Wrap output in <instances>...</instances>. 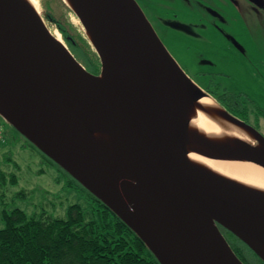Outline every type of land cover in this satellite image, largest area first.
Wrapping results in <instances>:
<instances>
[{
    "label": "water",
    "instance_id": "water-1",
    "mask_svg": "<svg viewBox=\"0 0 264 264\" xmlns=\"http://www.w3.org/2000/svg\"><path fill=\"white\" fill-rule=\"evenodd\" d=\"M71 1L62 0L88 30L99 73L52 38L26 2L0 0V117L121 219L159 264H244L220 228L264 264V193L187 157L188 108L211 97L135 0ZM215 103L255 144L191 141L216 160L264 166L263 135Z\"/></svg>",
    "mask_w": 264,
    "mask_h": 264
},
{
    "label": "rangeland",
    "instance_id": "rangeland-1",
    "mask_svg": "<svg viewBox=\"0 0 264 264\" xmlns=\"http://www.w3.org/2000/svg\"><path fill=\"white\" fill-rule=\"evenodd\" d=\"M135 1L185 74L201 88L205 78L198 72L208 76L211 95L221 101L228 102L222 94L241 95L247 101L246 120L264 135V0L260 5L237 0L235 8L219 0ZM37 2L47 29L60 35L45 20L41 0ZM47 2L54 15L70 22L88 41L80 20L65 4ZM1 121L6 141L0 143V172L14 173L17 183L0 187V208H19L27 216L42 209L57 215L70 203H81L77 193L62 188L66 177L45 166L0 117Z\"/></svg>",
    "mask_w": 264,
    "mask_h": 264
},
{
    "label": "trees",
    "instance_id": "trees-1",
    "mask_svg": "<svg viewBox=\"0 0 264 264\" xmlns=\"http://www.w3.org/2000/svg\"><path fill=\"white\" fill-rule=\"evenodd\" d=\"M41 6L45 20L56 27L74 57L87 71L98 74L99 60L88 41L70 22L54 15L47 0H41ZM222 96L227 97L228 102L210 97L228 113L245 114L247 101L241 95ZM0 123L3 125L2 121ZM19 136L45 166L54 167L66 177L62 188L77 193L81 203H70L57 215L42 209L27 216L19 208H0V264H159L136 234L109 208L21 134ZM5 141L4 137L2 143ZM16 183L14 173L0 172V187ZM220 230L244 264H263L231 233Z\"/></svg>",
    "mask_w": 264,
    "mask_h": 264
},
{
    "label": "bare ground",
    "instance_id": "bare-ground-1",
    "mask_svg": "<svg viewBox=\"0 0 264 264\" xmlns=\"http://www.w3.org/2000/svg\"><path fill=\"white\" fill-rule=\"evenodd\" d=\"M38 15H40L37 0H23ZM64 2L72 7L71 0ZM82 24V23H81ZM85 34L89 38V32L85 28ZM51 37L62 43L60 35L48 29ZM218 105L211 98H199L188 108V130L190 143L187 146L189 161L219 177L241 184L244 187L264 193V166L234 160H216L207 155L204 149L194 144L191 140L200 136L213 143L233 145L235 141H243L255 144L254 138L243 128L225 120L218 113ZM99 142L109 144V138L103 134H94ZM128 174V172H126Z\"/></svg>",
    "mask_w": 264,
    "mask_h": 264
},
{
    "label": "flooded vegetation",
    "instance_id": "flooded-vegetation-1",
    "mask_svg": "<svg viewBox=\"0 0 264 264\" xmlns=\"http://www.w3.org/2000/svg\"><path fill=\"white\" fill-rule=\"evenodd\" d=\"M247 1H249V0H247ZM250 2V1H249ZM219 3H221V4H228V5H231V6H236L237 5V0H219ZM250 3H252V2H250ZM262 4V3H261ZM235 8V7H234ZM61 35V34H60ZM61 38H62V35H61ZM63 39V38H62ZM64 41V40H63ZM198 76L199 77H201V78H205L204 80V82H203V84H205L206 86H205V88H201L205 93H207L209 96H211V89L209 88V84H208V81H209V78H208V76H206L205 74H203V73H201V72H198ZM197 85V84H196ZM198 86V85H197ZM215 101V100H214ZM216 102V101H215ZM242 111V110H241ZM230 113V112H229ZM262 113H264V112H262ZM230 114H232V113H230ZM232 115H234V114H232ZM235 116V115H234ZM246 116H247V110H246V112H245V114L244 115H241V116H235V117H237V118H239L240 120H242L243 122H245V123H247V124H249V125H251L247 120H246ZM252 126V125H251ZM252 127H254V126H252ZM255 128V127H254ZM260 134H262L257 128H255ZM263 135V134H262ZM263 137H264V135H263ZM224 235V234H223ZM224 237H225V235H224ZM225 239H226V241L228 242V240H227V238L225 237ZM229 243V242H228Z\"/></svg>",
    "mask_w": 264,
    "mask_h": 264
},
{
    "label": "built area",
    "instance_id": "built-area-1",
    "mask_svg": "<svg viewBox=\"0 0 264 264\" xmlns=\"http://www.w3.org/2000/svg\"><path fill=\"white\" fill-rule=\"evenodd\" d=\"M4 141V127L0 123V142L2 143Z\"/></svg>",
    "mask_w": 264,
    "mask_h": 264
}]
</instances>
